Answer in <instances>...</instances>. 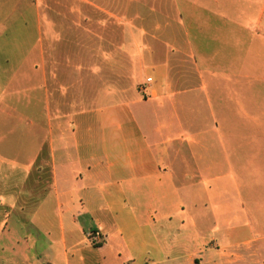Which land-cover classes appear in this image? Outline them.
Listing matches in <instances>:
<instances>
[{
  "label": "crops",
  "instance_id": "1",
  "mask_svg": "<svg viewBox=\"0 0 264 264\" xmlns=\"http://www.w3.org/2000/svg\"><path fill=\"white\" fill-rule=\"evenodd\" d=\"M236 1L232 13L226 0H0V213L31 211L34 229L57 211L67 264L80 237L97 264H159L228 180L264 186V0L249 13ZM17 132L21 150L4 154ZM9 231L0 220V264L30 251Z\"/></svg>",
  "mask_w": 264,
  "mask_h": 264
},
{
  "label": "rangeland",
  "instance_id": "2",
  "mask_svg": "<svg viewBox=\"0 0 264 264\" xmlns=\"http://www.w3.org/2000/svg\"><path fill=\"white\" fill-rule=\"evenodd\" d=\"M227 1V11L234 12L235 8L238 9L239 1L226 0ZM248 1L243 0L242 8L246 13H249L251 9L249 8ZM240 4V3H239ZM241 5V4H240ZM168 8V10H167ZM165 9L168 13L171 10L170 3ZM172 13L175 14V11L172 9ZM186 23V21H185ZM211 27L219 25V22L215 19H209ZM224 31H235L234 27L230 24H220ZM101 32V31H100ZM105 34V32H103ZM68 38L72 40L75 37V31H67ZM115 40L118 43L123 40L122 35L115 31ZM106 38V35L103 36ZM89 36H83V41L85 44H89ZM68 42L67 54H74V44L70 46ZM71 42V43H72ZM227 49L230 50L228 47ZM88 53L83 52L84 59ZM101 58V55H100ZM71 61H75L74 57L69 58ZM36 85H30L33 87ZM101 86V83L100 85ZM42 90L37 88V91L34 93L30 92V95L38 97L41 94ZM32 118V117H30ZM22 134L20 132L14 133L9 136L7 140V145L2 148L4 154L6 152L10 153L16 150V147L12 150L8 145L13 143L16 145L18 143L19 150H21L22 145ZM26 160V157H23V160ZM22 162V160H21ZM26 165L25 161L22 163ZM230 167L234 168V164H227V170L229 171ZM6 171V167L4 168ZM8 171V170H7ZM244 186L241 188H236L234 181L228 180V184H233L232 187L227 191V193H216L212 195L211 201V212L210 218L203 222L202 220L199 223V227H192L191 224L185 223L184 226L178 225V240L179 242H186L189 240L188 245L178 244V248L174 250V257L167 260L163 259L159 264H193L191 260L188 259L186 247L191 254L201 255L197 257L196 261L200 264H228L226 255L231 253L232 260L235 264H264V186L257 185V181L245 180ZM264 182V181H259ZM246 185V186H245ZM224 205L231 206L230 209L224 211L222 207ZM30 215V216H29ZM32 212H12V213H0V220L4 222L9 218V232L6 233L3 238L5 243L13 241L16 238H24L29 236L30 239V251L19 250L17 254L10 253L12 259L6 260L10 262L8 264H67V258L62 252L60 245L61 242V231H60V218L59 213L54 210L41 211L40 215L37 216V227L34 229H27L23 225V219L31 218ZM219 216V217H218ZM45 220V221H44ZM87 227L86 230H88ZM165 232V229L163 230ZM89 237V236H88ZM90 238V237H89ZM91 239V238H90ZM10 240V241H9ZM80 243L79 249H77L76 254L71 255V243L68 247V260L69 264H97L98 252L93 248H87L84 243H82V238H78ZM92 244H95V241L91 239ZM247 243H249L247 245ZM208 246L211 250L208 249ZM225 246L227 249H223ZM236 247H239L237 256H234V250ZM20 248H22L20 246ZM222 248L223 252H220L217 249ZM229 248V249H228ZM253 248L255 251H252ZM248 249V250H246ZM45 250V254L42 252ZM233 252V253H232ZM174 258V259H173ZM237 261V262H236ZM144 259L138 254L135 261L127 264H142ZM232 262V263H233Z\"/></svg>",
  "mask_w": 264,
  "mask_h": 264
},
{
  "label": "built area",
  "instance_id": "3",
  "mask_svg": "<svg viewBox=\"0 0 264 264\" xmlns=\"http://www.w3.org/2000/svg\"><path fill=\"white\" fill-rule=\"evenodd\" d=\"M89 237L95 242L102 241V234L100 230L90 232Z\"/></svg>",
  "mask_w": 264,
  "mask_h": 264
}]
</instances>
